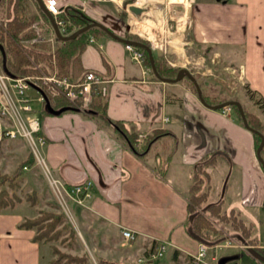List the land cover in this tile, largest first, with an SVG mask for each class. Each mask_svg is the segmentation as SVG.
I'll list each match as a JSON object with an SVG mask.
<instances>
[{
    "label": "crops",
    "instance_id": "obj_1",
    "mask_svg": "<svg viewBox=\"0 0 264 264\" xmlns=\"http://www.w3.org/2000/svg\"><path fill=\"white\" fill-rule=\"evenodd\" d=\"M55 2L63 9L82 11L118 38L132 33L146 39L157 55L161 41L155 21L162 18L161 29L166 19H172L175 27L185 28L189 41L210 47L236 64L237 74L246 85L244 90H252L264 100V20L259 19L264 0H135L137 4H155L151 15L143 10L150 35L140 34L131 26L133 21L126 17L122 0ZM24 6L28 12H37L35 0H24ZM4 9L0 5V17ZM45 27L54 42L51 26ZM124 45L109 35H98L79 54L83 72L92 70L101 79L94 88L104 103L109 124L101 125L70 109L57 114L43 110L35 113L37 134L43 138L38 145L39 156L49 175L65 186L89 181L87 196L79 202L70 198L64 202L73 212L70 217L77 225L73 231L82 251L90 248L96 256L118 264H187L198 243L204 242L210 251L204 261L214 264L216 246H256L252 227L259 220L256 209L264 207V170L256 156L252 132L231 107L222 111L224 105L203 104L195 86L193 90L185 80V71L178 79L141 74V66ZM179 64L186 69L183 59ZM248 98L244 108L264 119V108L252 96ZM116 120L142 138L153 130L160 132L136 154L114 132L110 122ZM262 137L264 158V132ZM17 140L21 138L9 142L17 145ZM208 156L212 160L204 167L203 206L219 202L221 212L234 211L249 230L248 235L241 234L245 245L202 241L191 235L187 190L193 165ZM34 164L35 160L19 177L24 173L31 178L36 172ZM29 208L22 201L0 208V264H46L41 242L32 239L34 228L18 226L23 218L33 216ZM121 228L131 230L133 237L123 238ZM228 232L220 231L225 238L240 233ZM160 243L164 249L159 256L153 255Z\"/></svg>",
    "mask_w": 264,
    "mask_h": 264
},
{
    "label": "trees",
    "instance_id": "obj_2",
    "mask_svg": "<svg viewBox=\"0 0 264 264\" xmlns=\"http://www.w3.org/2000/svg\"><path fill=\"white\" fill-rule=\"evenodd\" d=\"M7 3L8 4L5 5V8L6 6L7 8L4 9V17H0L1 20H3V25H0V46L2 47V53L0 52V55L1 58L4 59V70L11 75L36 73L38 69H41L47 74L53 73L56 76H70L71 78L80 77L85 71L83 72V69L80 66L79 54L88 42V38H93L98 35H108L100 23L93 22L77 9L66 8L64 9V12L58 16L66 22L63 31L64 35L67 36L74 32L77 33L73 37L65 40L58 39L53 34L55 44L50 50L49 47L46 46L45 41L41 40L32 42L29 48L21 44L22 41L19 42V40L34 36V32H31V22L36 19V14L41 16L46 22H48L47 18L41 12L39 7H37L36 13L32 11L28 12L24 6V0H8ZM123 40L138 41L149 46L147 40H144L135 34L127 33L124 35ZM2 44H4V47ZM137 48H139L143 54L144 65L152 72L154 77L173 79L177 73H181V68L166 65L161 57L150 48V56L155 71L153 73L145 50L141 47ZM186 78L194 90L193 82L187 76ZM247 93L249 96L252 95V92L250 91H247ZM200 96L202 103L207 106H214L225 101L224 99L216 100L209 98L201 90ZM253 101L264 108V100L259 96L254 98ZM56 103L57 105L68 104V102L60 96L56 98ZM230 107L238 117L241 118L237 108L233 104H230ZM240 108L246 127L253 134L256 147L260 141L259 134L263 135L264 132L262 123L255 115L246 111L241 106ZM88 111L95 113V117L97 118L96 121L101 125L109 124L104 112V103L96 88H92L91 90ZM110 125L114 129V132L124 140L128 147L138 154L144 149L150 139L160 132L153 130L150 134L145 135L144 138H142L137 136V133L133 130L126 128L124 123L120 120L112 121L110 122ZM262 151L263 145L259 149V157L264 170ZM33 160L34 158L32 154L28 152L25 158L17 163L16 167L10 174H0V208L12 206L15 201L20 200L17 196H11V199L7 194V190L2 186L6 185L8 189L13 188L16 184L15 179L20 175L22 167L30 165ZM211 160L212 158L209 156L201 158L193 165L191 172V181L186 195V210L191 235L202 241L213 242L218 240L219 236H213V234L218 232V229L215 227L214 222H212V218L215 220H226L230 225H233V230L237 229L240 234L248 235L249 230L248 228H245L240 219L226 216L224 212L220 211L219 202L203 206L205 192L202 191L201 187L207 176L204 167L210 164ZM33 196L34 195L31 192V194L26 195L25 198L29 199V203H32V200H34ZM231 213L232 211L230 210L228 214ZM62 217V214L55 215L49 212H40L34 217L23 218L18 223V226L24 228L33 227L35 230V233L32 236L33 240H48L58 236L60 230L55 227L58 223H61ZM68 233L73 235L72 230H68ZM61 257L65 258L61 264H87L86 253H83L78 257L59 254L56 258L49 260L47 264H60ZM95 261L96 264H118L100 257H96Z\"/></svg>",
    "mask_w": 264,
    "mask_h": 264
},
{
    "label": "rangeland",
    "instance_id": "obj_3",
    "mask_svg": "<svg viewBox=\"0 0 264 264\" xmlns=\"http://www.w3.org/2000/svg\"><path fill=\"white\" fill-rule=\"evenodd\" d=\"M7 1L8 0H0V5L5 6L6 4H8ZM139 1L142 0H137V2ZM126 3H130V4L132 3L137 4V3L135 2V0H122L121 4L126 11V12L124 11L126 17L130 18L133 21V24L131 26L141 34L142 32L140 31V29L144 28V26L142 25L145 24L144 21H147L146 19H143L144 17H146V15L143 13V10L146 8V12L151 15L154 12L153 7L155 6V4H146V3L137 4L142 8V11L139 12L138 14H133L127 9ZM159 4L160 3H158V5ZM162 6L163 5L161 3V5L158 7H160L161 9ZM4 11L5 10H3V12ZM80 12L84 14L82 11ZM2 17H4V14L2 15ZM142 19L143 21L140 23V20ZM159 19L158 21L157 20L155 21V23H157V28H159L156 30L158 31L157 33L159 34V38L161 41L159 43L160 49L162 50L160 54L165 55L164 57H161V59L166 65L171 67H177V66L179 67L180 59H183V63H184L183 68L186 69L181 68L182 70L181 72L185 71V73H187L188 75L193 76L194 79L197 80V82L199 83V86L201 87V91L204 94H206L209 98H213L216 100L224 99L225 101L235 100L239 103L241 107L244 108V105L247 103L249 99L248 98L249 95L247 91L252 92L251 95L252 99L258 97V94L256 92H253L252 90H244L246 85L242 84L241 79L237 74L238 66H236V64H232V62H230L229 60L223 59L219 53H214L210 47L203 48V46L195 42L189 41L190 37L187 34L185 28H182V30L179 28L176 29L172 19H170L171 21L166 19L164 21L166 23V26L165 24H163V28L160 29L162 18L160 20ZM259 19L264 20V13H261L259 15ZM0 25H3V20H1V18H0ZM45 25H46V21L41 16H38L36 14V19L31 22V28H32L31 32L32 31L34 32V36L31 38L20 39L19 42L22 41L21 44L30 48L32 42L41 40V41H45L46 46L49 47V50L52 49L55 43L54 42L49 43L48 41L45 40L47 39V37L51 38V34L49 33V30L45 27ZM147 42L149 43V41ZM2 45L4 47V44ZM0 65L3 68L5 67L4 59L2 58L0 59ZM46 74L47 73H45L43 70L38 69L36 73H30L24 75H31L32 77L35 78L36 76L38 77ZM38 84L42 89L45 88V86L42 83H38ZM77 103H81V102H77ZM32 106L34 107L35 111H37L40 108V104H36L35 102L32 103ZM225 106L230 108L229 104ZM66 109L74 110L75 112L78 111L84 114L85 116L94 118L95 120L97 119L95 117V113L88 111L87 107L83 110L71 108V107H67ZM244 109L250 112L246 108ZM250 113L256 116V118L262 123V127L264 128V119H260L263 116L261 115L259 118L256 114L252 112ZM11 140L13 139L5 138L0 141V174H10L12 170L16 167L18 163L17 162L18 159L24 158L26 152L29 151V146L23 138H21V140L19 141L17 140L18 146L15 144L12 145L9 142ZM14 147L16 148L14 149ZM36 164H34L36 166L35 167L36 172L33 176H31V178L29 174L25 175L23 173L22 177L18 176L15 179L16 184L14 185L13 188L8 189L6 185H3L2 187H4L7 190V194L8 196H10L11 199H12L11 196L14 197L17 196L20 199L19 201L28 203L30 206L29 213L33 214L32 217L36 216L40 212H49L55 215L56 214L63 215L61 219L62 220L61 223H58L55 227V228H59L60 230L58 236L48 240L45 239L38 240L41 242L40 245L44 250L46 264L49 260L56 258L59 254L78 257L84 252L82 251L83 246L80 243L77 234H74L73 231L74 228L75 229L77 228L76 223H74V221L71 218L72 216L70 217V215L73 214V212L70 213L64 201H62V199L59 197H55V195L57 196V194L51 191V188L48 185L44 173L45 168L43 164L42 163H38L37 165ZM21 170L23 171L24 169ZM31 192L34 195L33 196L34 200H32L33 201L32 203H29V199L25 198V196L31 194ZM19 201H15V202H19ZM229 211H227L226 213L224 212L226 216L237 218L235 216L234 211L231 210L233 214L232 213L228 214ZM256 212L258 213L257 215L259 220L255 224V226L252 227L253 235L257 237L256 246H250L241 249H237L236 247L234 248L223 247L221 245L216 246L213 249L215 256L214 264H264V207H259L258 209H256ZM27 218H31V217H27ZM212 222H214L215 227L218 229V232H216V234H213V236H219L218 242L223 243V241L229 242L233 240L230 243H235V244L242 243L245 245L246 240L240 233L235 232L230 234L231 238H229L228 236L226 238L222 236V234L219 231L234 232V230L232 229L233 225H230L228 222H226V220L225 221L215 220L214 218H212ZM245 228L248 227L245 226ZM68 230H72L73 235H70L68 233ZM207 251L210 252L209 250ZM207 251L205 252L206 254L204 257L205 259L209 258V254L207 253ZM85 253L87 256V264H96L95 261L96 257L99 256H96L90 248H86ZM166 254L167 251H165L163 254L164 258L166 257ZM64 260L65 258L61 257L60 264ZM188 262L186 263L191 264L190 260Z\"/></svg>",
    "mask_w": 264,
    "mask_h": 264
},
{
    "label": "built area",
    "instance_id": "obj_4",
    "mask_svg": "<svg viewBox=\"0 0 264 264\" xmlns=\"http://www.w3.org/2000/svg\"><path fill=\"white\" fill-rule=\"evenodd\" d=\"M43 6L52 16L59 33L64 35L63 31L66 22L58 17L64 12V9L59 7L55 0H43ZM46 25L49 26L47 23ZM45 40L51 43V38ZM92 40V37L88 38V42ZM124 47L130 53L132 60L141 66V74L144 76L151 74L143 63L141 50L129 43H126ZM161 52L162 50L160 48L157 49L158 55ZM100 80L98 74L92 70H86L80 77L76 78L56 76L53 73L36 76L34 78L31 75L8 74L0 65V141L5 138H23L27 142L29 152L32 154L35 162L37 164H43L38 151V145L43 142V138L37 134L39 121L35 115L36 111L32 103L40 104L38 111L43 110L45 112H48L47 108L57 110L61 107L83 110L88 105L92 88ZM38 83H42L45 88L42 89ZM59 96L64 98L68 102V105H57L56 98ZM227 110H229L228 107H222V111ZM25 168L26 166L22 167V169ZM44 173L51 191L57 194L55 197L61 198L62 201L65 202L66 199L70 198L79 202L83 196L88 195L87 188L89 181L65 186L56 178L51 177L46 168ZM120 234L125 239H131L133 237V233L127 228H121ZM231 241L224 242L230 243ZM163 249L164 246L162 243L158 244L153 255L159 256ZM206 249L207 245L204 242H199L196 252L189 256L191 264H208L204 261Z\"/></svg>",
    "mask_w": 264,
    "mask_h": 264
},
{
    "label": "water",
    "instance_id": "obj_5",
    "mask_svg": "<svg viewBox=\"0 0 264 264\" xmlns=\"http://www.w3.org/2000/svg\"><path fill=\"white\" fill-rule=\"evenodd\" d=\"M36 1V3H37V5H38V7L40 8V10H41V12L46 16V18H47V20H48V22H49V24H50V26H51V28H52V30H53V32H54V35L58 38V39H62V40H65V39H67V38H71V37H73L77 32H74L73 34H71V35H67V36H65V35H61L60 33H59V31H58V29H57V26H56V24L54 23V21H53V18H52V16L44 9V6H43V2H42V0H35ZM127 9L130 11V12H132L133 14H138L139 12H141L142 11V8L141 7H139V6H137V5H135V4H129L128 6H127ZM103 26V25H102ZM104 28V30L106 31V33L109 35V36H111V37H114V38H116V39H119L120 41H122V42H124V43H129V44H131V45H133V46H137V47H141V48H143L144 50H145V52H146V54H147V56H148V60H149V63H150V68H151V70L153 71V73L155 72L154 71V68H153V65H152V59H151V56H150V48H149V46H146V45H144V44H142L141 42H138V41H132V40H123L122 38H118L116 35H114L108 28H106L105 26H103ZM0 50H1V46H0ZM187 76H188V78L193 82V84H194V86H195V91H196V94H197V96H198V98H199V100L202 102V99H201V96H200V91H199V88H198V86L196 85V83H195V81H194V79H193V77L191 76V75H188L187 73H185ZM180 77V74L179 73H177L176 74V76H175V78H173V79H178ZM228 104H233L236 108H237V110H238V112H239V114H240V117H241V121H242V123H243V125L246 127V123H245V121H244V118H243V116H242V112H241V108H240V105H239V103L237 102V101H235V100H233V101H224V102H222L221 104H218L219 106H222V105H228ZM67 107H61V108H59V109H57V110H53V109H51V108H47V111L49 112V113H51V114H57V113H59V112H61L62 110H64V109H66ZM259 137H260V141H259V144L256 146V150H255V152H256V156H257V159L261 162V160H260V157H259V149L261 148V146L263 145V137H262V135H260L259 134Z\"/></svg>",
    "mask_w": 264,
    "mask_h": 264
},
{
    "label": "bare ground",
    "instance_id": "obj_6",
    "mask_svg": "<svg viewBox=\"0 0 264 264\" xmlns=\"http://www.w3.org/2000/svg\"><path fill=\"white\" fill-rule=\"evenodd\" d=\"M142 26H144V28L140 29V31H141V32H144V33L146 32V34H149V33L147 32V30H149V29H147L148 26H146L145 24L142 25ZM149 35H150V34H149ZM153 38H154V37H153Z\"/></svg>",
    "mask_w": 264,
    "mask_h": 264
}]
</instances>
